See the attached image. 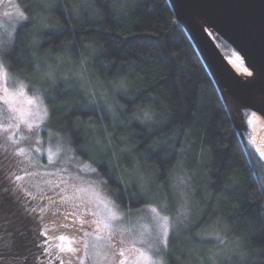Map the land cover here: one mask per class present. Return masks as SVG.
Here are the masks:
<instances>
[{
	"label": "clouds",
	"instance_id": "9594fccd",
	"mask_svg": "<svg viewBox=\"0 0 264 264\" xmlns=\"http://www.w3.org/2000/svg\"><path fill=\"white\" fill-rule=\"evenodd\" d=\"M141 3L0 0V72L45 106L57 89L77 93L89 113L79 142L103 165L109 184L135 193L136 207L142 201L161 208L167 200L161 211L169 220L168 243L161 237L158 250H150L153 264H264V242H255L262 229L245 215L264 193L244 181L239 167L215 179L226 132L209 136L204 124H186L167 104L141 100L146 76L137 60L114 59L105 41L80 31L85 25L106 31L109 18L130 19ZM14 53L26 77L11 72ZM168 55L188 66L177 82L191 79L192 53L170 45ZM255 148L264 155V144Z\"/></svg>",
	"mask_w": 264,
	"mask_h": 264
},
{
	"label": "trees",
	"instance_id": "16d2710c",
	"mask_svg": "<svg viewBox=\"0 0 264 264\" xmlns=\"http://www.w3.org/2000/svg\"><path fill=\"white\" fill-rule=\"evenodd\" d=\"M110 28L99 30L85 25L80 29L83 35H95L105 41L114 59H136L138 67L146 76L144 90L140 99L154 98L157 105L167 104L174 111L176 118L186 124H204L206 134L221 137L226 132L225 142L228 147L219 154L215 179L222 180L226 174L239 167L244 181L259 193H264V161L257 155L251 143L248 126L249 112L242 108L232 97L226 94V101L218 90L209 72L200 59L191 39L178 22L168 0H142L130 19H113L107 21ZM53 34V38L58 37ZM217 43L222 50L231 47L221 39ZM185 46L196 62L191 79L177 82L187 70V65L176 63L168 55V46ZM11 72L25 76L22 57L14 53ZM27 82V79H26ZM31 93V92H30ZM58 110L52 119L51 130L55 131L64 124L65 114L75 122L86 121L89 113L80 104V97L72 90L57 89L55 94ZM131 104V101H128ZM219 125V127H218ZM5 144L0 141V145ZM0 158L2 156L0 155ZM171 159V156L168 157ZM136 203L132 193L124 194L122 204ZM167 207V200L160 205ZM264 197L245 215L254 218L256 225L262 229L256 241L264 242Z\"/></svg>",
	"mask_w": 264,
	"mask_h": 264
},
{
	"label": "snow or ice",
	"instance_id": "6c2138e0",
	"mask_svg": "<svg viewBox=\"0 0 264 264\" xmlns=\"http://www.w3.org/2000/svg\"><path fill=\"white\" fill-rule=\"evenodd\" d=\"M215 38L222 39L218 35ZM0 76L5 81L9 78L3 72H0ZM18 92L21 96L25 95L23 85ZM56 100V96H50L45 106V101L32 97L27 99V108H18L12 103L11 96L5 99L7 109L0 111V132L5 134L4 140L11 147L12 157L16 159L27 156L23 143L34 155L38 154L41 159H45L43 167L53 166L67 176L66 180H61L60 186L65 191L70 189L72 195L65 199L79 201V205L86 210L82 224H87L92 229L84 234L89 238L84 243V255L87 259H91L89 252L98 248L99 242L103 241V246L112 256V264H153L149 255L150 247H145L151 236L149 221L157 226V236L159 239L163 237L166 247L169 236L168 217L162 214L161 208L152 206L149 202L137 201L139 207L134 206L131 201L127 206L122 204L127 188L121 190L112 187L109 184L110 176L106 175L103 165L97 164L79 142L82 121L68 120L55 131L51 130L53 116L58 110ZM3 151L6 159L8 147H4ZM16 164L14 186L19 185L20 190H23L26 187L25 180L34 175L32 161L29 159L25 164L23 159H17ZM26 195L34 198L30 191ZM135 195L132 193L133 197ZM104 233H107L106 237ZM59 239L64 242L66 238L60 236ZM58 247L61 252L76 251L71 247V242L67 249L63 243Z\"/></svg>",
	"mask_w": 264,
	"mask_h": 264
},
{
	"label": "rangeland",
	"instance_id": "374dc122",
	"mask_svg": "<svg viewBox=\"0 0 264 264\" xmlns=\"http://www.w3.org/2000/svg\"><path fill=\"white\" fill-rule=\"evenodd\" d=\"M224 54L229 57L234 50L232 48L228 50H223ZM244 61V60H243ZM26 82V81H25ZM7 89V92H5ZM19 87H13L11 83V77L6 81L0 76V111L6 110L7 105L4 103L5 99L8 96H11L12 103L18 108H27V99L32 98L30 91L25 90V95H19ZM4 133L0 132V221L7 217V213L10 207L15 206L19 208L16 197L11 198L5 203V199L15 195L18 191V194L26 195L27 192H31L32 198L34 201V206L36 209L40 210L38 207L42 204H46L44 208L40 211L41 213L37 214L39 221L41 222L40 226H37L31 220V217L26 218V222L29 225V234H28V243L30 247L29 264H57L58 261H63L66 264H112V256L103 246L104 242H99V247L89 252L91 259H87L84 255V243L89 241V238L84 234L85 232H90L92 229L89 228L87 224H82V221L85 219L86 210L79 205V201H71L65 199V197H71L72 193L69 189L65 191L61 187V180L67 179L66 175L61 174L58 169L53 166L48 168L43 167L45 164V159H41L38 154L34 155L31 151L26 148L27 156L24 158H13L11 154V147L8 146L4 140ZM4 147H8V156L5 159V153L3 151ZM47 147V145H45ZM17 159H23L25 164L28 163L29 159L32 161V169L34 175L30 179L25 180L26 187L23 190H20V186H14L13 174L17 171ZM37 165H41L37 167ZM38 173L39 175H36ZM51 173V174H50ZM10 191L8 194H5L6 191ZM5 194V195H4ZM28 196V195H26ZM55 196V200L52 198ZM29 197V196H28ZM18 199V196H17ZM43 200H47L46 203H43ZM75 203V207H74ZM161 209L165 208L162 204L160 205ZM34 210V209H33ZM25 211V210H24ZM90 219V217H88ZM151 236L148 239L145 247H150V250L157 251L159 245V238L157 236L158 228L155 224H152L149 221ZM39 234L46 236V239L41 242V251L40 257L36 262L33 254L31 253L32 248H36V240ZM105 237L107 233L103 234ZM64 236L66 239L64 242H61L59 237ZM94 239V237H93ZM69 242H71V247L76 249L75 252L64 251L61 252L58 245L61 243L64 244L65 249L68 248ZM58 252L60 256L53 260L51 255L53 252ZM9 251L0 252V264H7L4 262V254H7ZM99 255H96V253ZM60 264V262H59Z\"/></svg>",
	"mask_w": 264,
	"mask_h": 264
},
{
	"label": "water",
	"instance_id": "95a60500",
	"mask_svg": "<svg viewBox=\"0 0 264 264\" xmlns=\"http://www.w3.org/2000/svg\"><path fill=\"white\" fill-rule=\"evenodd\" d=\"M168 2L223 99L228 94L249 116L256 113L264 119V0ZM217 35L243 58L252 78L231 67Z\"/></svg>",
	"mask_w": 264,
	"mask_h": 264
},
{
	"label": "flooded vegetation",
	"instance_id": "af4514ba",
	"mask_svg": "<svg viewBox=\"0 0 264 264\" xmlns=\"http://www.w3.org/2000/svg\"><path fill=\"white\" fill-rule=\"evenodd\" d=\"M9 192L10 191L8 190L5 194H8ZM18 192L9 198H6L5 203H7L8 200H11V198L16 197L19 208L17 209L15 206L10 207L9 205L7 217L0 221V252L3 250L9 251L3 256L5 259L4 262H7V264H29L30 260H32L29 258L30 247L32 245L30 246L28 243V234L30 230L28 228L29 225L26 222V218L31 217L33 223L40 226L41 222L39 221L37 214L41 213L40 211L46 205L42 204L38 207L40 209L38 210L34 206V202L36 201L24 194H18ZM0 197H2V195ZM52 200H55V196ZM46 201L47 200H43V203H46ZM39 235L40 236H38L35 242L38 244L36 245L37 247L31 249V253L35 258L32 262H36L40 257V254L42 253V246L40 244L46 239V236L42 234ZM58 256L60 255L55 251L53 252V255H51V258L55 260ZM59 262L60 264H66L63 261ZM59 262L57 261L56 263L59 264Z\"/></svg>",
	"mask_w": 264,
	"mask_h": 264
},
{
	"label": "bare ground",
	"instance_id": "6f19581e",
	"mask_svg": "<svg viewBox=\"0 0 264 264\" xmlns=\"http://www.w3.org/2000/svg\"><path fill=\"white\" fill-rule=\"evenodd\" d=\"M239 57V59H237ZM228 63L231 67L243 78H252L253 73L250 71L244 61L243 58L236 52L232 53L229 57H227ZM248 126L251 133V143L254 146V149L257 155L260 157L262 161H264V155L259 153V150L256 149V146L264 144V119L260 117L256 113L250 114L248 118Z\"/></svg>",
	"mask_w": 264,
	"mask_h": 264
}]
</instances>
